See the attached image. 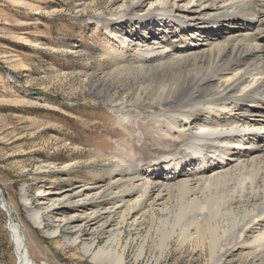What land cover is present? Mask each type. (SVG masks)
<instances>
[{"label":"bare ground","instance_id":"1","mask_svg":"<svg viewBox=\"0 0 264 264\" xmlns=\"http://www.w3.org/2000/svg\"><path fill=\"white\" fill-rule=\"evenodd\" d=\"M123 2L93 18L109 39L107 72L95 74L133 86V97L118 102L96 86L92 94L122 128L149 117L138 136L127 132L150 136L154 151L142 160L123 148L99 180L39 190L51 205L44 211L68 213L54 214L72 232L66 245L94 264H128L133 244L132 264H160L172 242L193 246L206 264L235 255L264 264V0ZM22 203L40 228L42 211L25 194ZM141 229L144 236L124 239ZM96 233L107 235L103 245ZM10 236L18 264H31L14 221Z\"/></svg>","mask_w":264,"mask_h":264},{"label":"rangeland","instance_id":"2","mask_svg":"<svg viewBox=\"0 0 264 264\" xmlns=\"http://www.w3.org/2000/svg\"><path fill=\"white\" fill-rule=\"evenodd\" d=\"M122 4L123 0H0V192L33 264H94L81 249L66 245L72 232L56 219L64 220L68 213L44 211L51 205L41 204L39 190L49 193L95 182L109 170L102 165L123 148L135 157L144 154L142 160L154 151L150 136L135 138L141 133L136 127L148 126L149 117L122 128L119 117L92 94L96 86L115 92L118 102L133 97V86L128 89L95 74L107 72L108 59L101 50L109 39L93 18L109 17ZM122 30L127 33L129 25ZM128 129L136 135H129ZM24 194L33 210L42 211L40 228L27 218ZM56 228L58 233L50 235ZM142 232L126 231L124 239L144 236ZM93 237L100 245L107 240L106 234ZM11 238L0 207V264L17 263ZM156 239L153 235L149 240V252L155 251ZM130 248L128 264L137 249L134 244ZM160 262L206 264L193 246L181 249L175 242ZM222 264L249 263L235 255Z\"/></svg>","mask_w":264,"mask_h":264},{"label":"water","instance_id":"3","mask_svg":"<svg viewBox=\"0 0 264 264\" xmlns=\"http://www.w3.org/2000/svg\"><path fill=\"white\" fill-rule=\"evenodd\" d=\"M0 201H1V209L6 213V216H7V221H8V230L10 232V227L12 226L13 224V221L11 219V212H10V209L9 207H7V204L5 203L4 199H3V195H2V192H0ZM12 239V238H11ZM12 243H13V239H12ZM31 264H33L32 262H30ZM18 264V260H17V263Z\"/></svg>","mask_w":264,"mask_h":264}]
</instances>
